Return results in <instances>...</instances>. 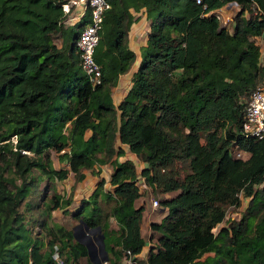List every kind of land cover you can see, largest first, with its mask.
<instances>
[{"label":"trees","instance_id":"1","mask_svg":"<svg viewBox=\"0 0 264 264\" xmlns=\"http://www.w3.org/2000/svg\"><path fill=\"white\" fill-rule=\"evenodd\" d=\"M62 1L0 0V264H58L53 244L64 264H92L71 230L56 229L42 249L20 206L38 209L32 197L41 177L62 179L70 170L79 181L83 169L97 173L101 163L111 165V189L98 177L72 214L98 224L106 264H123L126 249L136 258L143 204L134 205L137 171L130 159L117 160L123 149L114 146L115 135L142 162L151 190L175 191L157 197L166 211L149 221L156 243L138 262L264 264V141L240 132L245 99L264 75L251 38L264 29V0H233L231 32L205 14L231 0H107L93 50L95 84L74 46L87 9L63 25ZM139 8L150 29L131 84L114 105L110 89L134 58L126 33L131 9ZM233 147L247 156H235ZM50 148L67 166L52 165ZM239 193L246 197L240 216L217 227ZM101 196L114 198L108 209ZM70 200L71 192H53L45 209ZM204 251L211 254L200 258Z\"/></svg>","mask_w":264,"mask_h":264},{"label":"built area","instance_id":"2","mask_svg":"<svg viewBox=\"0 0 264 264\" xmlns=\"http://www.w3.org/2000/svg\"><path fill=\"white\" fill-rule=\"evenodd\" d=\"M60 6L62 9L61 23L63 25L75 23L87 9V20L83 22L79 28L74 38V46L78 54L81 69L88 76L91 84H95L100 80V67L93 58V50L98 41L99 31L102 26V18L104 11L109 7V2L107 0H64L60 2ZM232 7L234 10L231 9ZM237 10L238 6L231 0L214 9L206 11L205 14H213L220 25L231 32L233 29V15ZM134 11L135 10L131 9L132 15H134ZM262 33H264V29L260 33L251 36L254 43L259 46V49H261L262 43L264 45ZM240 132L244 136H252L255 139L264 141V77L257 82L245 99ZM126 151H129L128 148ZM129 153L132 154V158L128 159L134 163L137 171L135 184L139 193L145 192V195H140L144 196L145 199L147 198L151 206H156L158 204V199L149 193L151 188H147V184H145L143 177L139 173L142 162L139 161L134 153L131 151H129ZM238 153L237 151L236 155H238ZM242 197L245 196L239 193L240 200ZM52 256L58 264H64L62 258L58 255L57 244H53ZM122 262L124 264H138L128 249L125 250Z\"/></svg>","mask_w":264,"mask_h":264},{"label":"rangeland","instance_id":"3","mask_svg":"<svg viewBox=\"0 0 264 264\" xmlns=\"http://www.w3.org/2000/svg\"><path fill=\"white\" fill-rule=\"evenodd\" d=\"M231 9L234 10L233 7ZM262 38H264V33H262ZM260 48L261 49H259V57L258 58L262 62H264V49H263V47H260ZM262 77H264V75ZM11 138H12V140H14V136H11ZM237 151L239 152L238 155H236ZM232 154H234L235 156H240L242 158L247 156L246 151L239 150L236 147H233ZM58 155L59 154L57 151H55L51 148L49 149V157H50L52 165L54 167H59V166L65 167V166H67L66 161L64 159L61 160L58 157ZM182 172H183V170L180 171V173H182ZM67 175L62 179H53V178H47L44 176L41 177L39 183L37 184V191H38L39 195L32 197V198L36 199V201H38V209L36 207H29V208L24 209V207H25L24 205L20 206V208L23 209V217H24L25 225L28 226V228H30V230H32V232H34L40 238V240H42V242L44 243L41 246L42 249L46 245V240L48 238L52 237V233H58L59 234V232H57L56 229L61 228L62 231L71 230V233H72V227L79 221V218L75 217L72 214V212L80 204L81 198H84V197L79 198V201L77 199V201L74 204H71L70 209H68L65 206L62 208L56 207V208L51 209V210L45 209L46 205L49 203L51 194L53 192H58L62 196L63 195L65 196L70 192L72 194V190L78 181L74 180L72 172L70 170L67 172ZM14 180L16 182L19 181L16 177ZM150 186H151V184H147V188H149ZM172 192L173 191H170L169 194L172 195L173 194ZM149 193H151V195L153 197H156V198L158 197V194H159V192H157V190L154 188L151 191H149ZM140 194L145 195V192L140 193ZM159 196H162V194L160 193ZM37 198H38V200H37ZM141 199L144 200V198H142V197H141ZM97 200L99 201V204L103 205L104 209H108L111 206V204L113 203L114 198L101 196V197H98ZM245 204H246V197H242L240 200V204H238L236 206H232V207H227V209L225 211L224 220L221 223L217 224L216 226L218 227V225L227 224L228 220H230L232 218H234V219L238 218L240 216ZM147 206L148 205H146V207ZM157 206H160L159 201L155 207H157ZM87 209L88 208H86V210ZM109 220H110V218H109ZM97 226H98V224L95 226H90L89 227L90 231L95 233L97 230V228H96ZM216 226L212 230H215ZM73 239H74V237H73ZM210 254H211V251H209V252L204 251L200 254L199 257L203 258L204 256H207ZM84 260H85V256H81L80 261L83 262ZM68 263H69V261H68Z\"/></svg>","mask_w":264,"mask_h":264},{"label":"crops","instance_id":"4","mask_svg":"<svg viewBox=\"0 0 264 264\" xmlns=\"http://www.w3.org/2000/svg\"><path fill=\"white\" fill-rule=\"evenodd\" d=\"M150 25L149 20L146 17L145 9L139 8L134 11L133 19L129 24L127 33H126V44L129 49L132 50L134 53V58L132 62L130 63L129 67L126 69V71L120 73L117 77V80L115 84L110 89V96L112 99V102L114 105H117V103L122 99L123 95L129 88L131 84V76L133 71L136 69L139 59H140V46L145 43L146 39V33L149 31ZM264 48V45L262 43L261 45ZM89 131L86 130L84 135H88ZM114 146H120L123 149V153L118 155L116 158L117 160H123L125 158H132V154L127 152V144L122 143L119 141L118 136L115 135L114 137ZM111 171V165L109 163H101L99 165V170L97 173H91L87 169H83V177L75 184L72 194H71V200L70 203L67 204L65 207L70 209V205L74 204L77 199L79 201V198L84 197L88 198L91 191L94 189L96 180L98 177H102L104 179L102 184V189L109 190L111 189V184L108 182V176L109 172ZM68 176V175H67ZM170 191L162 192V196L168 197L171 194H169ZM173 194L175 191L172 192ZM66 194V193H65ZM144 198L143 199H141ZM161 197V196H158ZM140 203L143 204V221L140 225V233L144 237V242L139 250L138 253L135 254L134 258L138 264H146L141 261L138 262V260H143L145 258L147 249L150 246H154L156 243V234L149 235V221H158L165 213V208L160 206H151L149 204V201L145 199L144 196H138L134 199V205H139ZM146 205H148L146 207ZM110 218V224L114 227H116V224L114 222V219ZM209 252V251H208ZM124 264V263H123Z\"/></svg>","mask_w":264,"mask_h":264},{"label":"water","instance_id":"5","mask_svg":"<svg viewBox=\"0 0 264 264\" xmlns=\"http://www.w3.org/2000/svg\"><path fill=\"white\" fill-rule=\"evenodd\" d=\"M96 228L95 233L90 231L89 226L79 219L72 227V235L85 246L87 257L92 264H106L107 252L103 245L102 233L99 226Z\"/></svg>","mask_w":264,"mask_h":264}]
</instances>
